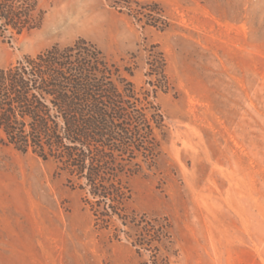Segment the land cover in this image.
<instances>
[{
    "label": "rangeland",
    "instance_id": "rangeland-1",
    "mask_svg": "<svg viewBox=\"0 0 264 264\" xmlns=\"http://www.w3.org/2000/svg\"><path fill=\"white\" fill-rule=\"evenodd\" d=\"M0 69L83 39L157 105L124 179L127 226L94 224L52 161L0 145V264H264V0H39Z\"/></svg>",
    "mask_w": 264,
    "mask_h": 264
},
{
    "label": "trees",
    "instance_id": "trees-1",
    "mask_svg": "<svg viewBox=\"0 0 264 264\" xmlns=\"http://www.w3.org/2000/svg\"><path fill=\"white\" fill-rule=\"evenodd\" d=\"M39 0H0V37L39 28ZM157 105L140 95L95 45L78 39L0 69V145L52 161L107 227L128 199L125 178L156 153Z\"/></svg>",
    "mask_w": 264,
    "mask_h": 264
}]
</instances>
